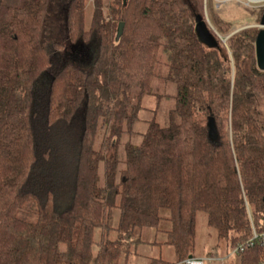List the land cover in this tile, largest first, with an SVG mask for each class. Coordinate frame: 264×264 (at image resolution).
<instances>
[{"label":"trees","instance_id":"16d2710c","mask_svg":"<svg viewBox=\"0 0 264 264\" xmlns=\"http://www.w3.org/2000/svg\"><path fill=\"white\" fill-rule=\"evenodd\" d=\"M53 1L0 0V264H121L163 222L177 263L193 257L199 213L228 251L264 233L259 29L225 45L209 30V48L195 32L203 0ZM157 67L176 89L167 124L121 145L156 93ZM237 260L264 264V246Z\"/></svg>","mask_w":264,"mask_h":264},{"label":"rangeland","instance_id":"374dc122","mask_svg":"<svg viewBox=\"0 0 264 264\" xmlns=\"http://www.w3.org/2000/svg\"><path fill=\"white\" fill-rule=\"evenodd\" d=\"M109 1L110 0H102L103 4H106ZM208 1L215 14L222 19L225 24L230 26L232 33L238 30L253 28L257 25L258 12H256V10L264 6V0L255 1V3H250L249 0ZM61 4L62 3L58 2V0H54L51 5ZM86 5L91 4L87 1ZM203 5V21L212 32H215L220 37V40H223L222 42L225 45V38L228 37V35H219L217 33L210 23L209 13L205 9L206 0H203ZM87 12L86 21L89 23L91 19L90 7H88ZM57 23L58 22L52 19L51 24H49V29L52 31L55 26V30L61 33L62 30L60 28L62 27L56 26ZM85 59L86 57L82 58V60ZM90 60H93L92 56L89 61ZM156 72L160 76V78L154 82V87L157 89L156 93L154 96L143 99L142 110L139 112L138 116L139 120L133 126L134 134L125 135L121 138V145L126 142L131 144L140 143L141 135L148 123L152 120L161 125L167 124L168 114L175 106L176 89L175 85L164 82V70L162 68L157 67ZM255 113L264 131V99L261 98L257 100ZM120 168L121 167H117V171L120 170ZM100 170H102V168ZM113 224H115L114 221ZM168 227V223L163 222L158 231L153 228L143 229L140 236L144 243H140L137 246L128 245L129 253L122 257L121 264L175 263L177 257L173 248L165 244L167 241L165 231L168 230ZM98 236L99 232H96V238ZM111 237H114V233H111ZM191 253L194 258L205 259V264H238L237 255H230V251L227 250L226 244L217 237V234L213 229L208 228L206 224V215L204 213L197 214L194 245Z\"/></svg>","mask_w":264,"mask_h":264},{"label":"water","instance_id":"95a60500","mask_svg":"<svg viewBox=\"0 0 264 264\" xmlns=\"http://www.w3.org/2000/svg\"><path fill=\"white\" fill-rule=\"evenodd\" d=\"M123 24H119L117 29V37H120L123 31ZM253 28H258L259 32L256 35L255 43H254V53H255V61L256 67L259 71L264 72V11L259 19L257 25ZM206 25L204 21L201 20L200 17H196L195 19V32L200 40L201 43L206 45L209 48H213L217 45L212 33L220 39V37ZM239 31V30H238ZM235 31L231 33L226 39L231 37L233 34L237 33ZM223 41V40H221ZM206 129H207V137L210 143L214 144L218 141V134L217 129L214 123L213 118L210 116L206 122ZM191 258V257H189Z\"/></svg>","mask_w":264,"mask_h":264},{"label":"built area","instance_id":"2783aa9c","mask_svg":"<svg viewBox=\"0 0 264 264\" xmlns=\"http://www.w3.org/2000/svg\"><path fill=\"white\" fill-rule=\"evenodd\" d=\"M256 244L264 246V233H257L256 231L252 230L251 238L231 250L230 255H238L239 253H242L245 249L254 247V245ZM205 262V259L192 257L174 264H205Z\"/></svg>","mask_w":264,"mask_h":264},{"label":"flooded vegetation","instance_id":"af4514ba","mask_svg":"<svg viewBox=\"0 0 264 264\" xmlns=\"http://www.w3.org/2000/svg\"><path fill=\"white\" fill-rule=\"evenodd\" d=\"M262 9H263V11H264V6L260 7L259 9H257L256 12H258V11H260V10H262ZM263 11H262V13H263ZM261 15H262V14H261Z\"/></svg>","mask_w":264,"mask_h":264},{"label":"crops","instance_id":"0c3cea01","mask_svg":"<svg viewBox=\"0 0 264 264\" xmlns=\"http://www.w3.org/2000/svg\"><path fill=\"white\" fill-rule=\"evenodd\" d=\"M251 1H252V0H251ZM251 1L249 0L250 3H255L256 0H253L252 2H251ZM258 1H260V0H258ZM253 25H254V24H253Z\"/></svg>","mask_w":264,"mask_h":264},{"label":"bare ground","instance_id":"6f19581e","mask_svg":"<svg viewBox=\"0 0 264 264\" xmlns=\"http://www.w3.org/2000/svg\"><path fill=\"white\" fill-rule=\"evenodd\" d=\"M253 1V0H252ZM256 1H258V0H256Z\"/></svg>","mask_w":264,"mask_h":264}]
</instances>
